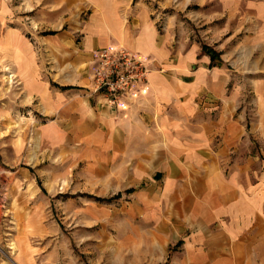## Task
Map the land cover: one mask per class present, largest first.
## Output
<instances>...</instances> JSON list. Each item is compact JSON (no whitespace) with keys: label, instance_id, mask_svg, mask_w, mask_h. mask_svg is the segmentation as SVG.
<instances>
[{"label":"rangeland","instance_id":"374dc122","mask_svg":"<svg viewBox=\"0 0 264 264\" xmlns=\"http://www.w3.org/2000/svg\"><path fill=\"white\" fill-rule=\"evenodd\" d=\"M252 2L264 0H0V264H183L179 241L191 227L164 197V179L151 185L146 176L141 203L133 194L97 200L116 182L107 190L99 175L87 174L100 160L90 157L80 128L49 127L38 95L69 84L107 103L92 91L95 58L86 73V28L104 18L112 26L144 18L174 51L217 54L234 118L264 167V135L256 129H264V25ZM59 34L66 45L54 52L46 39ZM140 93L118 107L148 119ZM205 108L214 115V106ZM124 173L132 183V168Z\"/></svg>","mask_w":264,"mask_h":264},{"label":"crops","instance_id":"0c3cea01","mask_svg":"<svg viewBox=\"0 0 264 264\" xmlns=\"http://www.w3.org/2000/svg\"><path fill=\"white\" fill-rule=\"evenodd\" d=\"M248 5L258 8L255 15L264 25V2ZM63 36L46 39L45 45L57 52L66 45ZM119 43L147 58L152 67L140 93L149 108L148 119L133 107L97 103L80 88L64 84L39 92L46 123L80 128L81 142L101 165L93 163L87 174L99 175L107 190L110 181L116 182L112 193L97 200L133 194L141 203L146 176L151 185L164 179V197L185 215L187 229L191 227L179 241L183 264H264L263 162L248 148L244 127L234 118L236 106L224 89L220 64L211 65V57L200 49L172 50L150 20L112 26L104 18L86 28V73L99 49ZM213 100L217 103L210 104ZM205 105L214 106V115L206 114ZM256 129L264 135L262 126ZM130 167L134 180L125 184L124 172ZM150 239H157L155 233Z\"/></svg>","mask_w":264,"mask_h":264},{"label":"built area","instance_id":"2783aa9c","mask_svg":"<svg viewBox=\"0 0 264 264\" xmlns=\"http://www.w3.org/2000/svg\"><path fill=\"white\" fill-rule=\"evenodd\" d=\"M151 67L148 59L123 44L98 50L91 77L92 91L102 95L111 106H124L142 92L149 81Z\"/></svg>","mask_w":264,"mask_h":264},{"label":"trees","instance_id":"16d2710c","mask_svg":"<svg viewBox=\"0 0 264 264\" xmlns=\"http://www.w3.org/2000/svg\"><path fill=\"white\" fill-rule=\"evenodd\" d=\"M203 49H206V47L204 46ZM216 57H217V54L214 53V52H212V53H211V65H213V64L215 63L214 60L216 59ZM98 199H99V200H104V199H102V198H98Z\"/></svg>","mask_w":264,"mask_h":264},{"label":"bare ground","instance_id":"6f19581e","mask_svg":"<svg viewBox=\"0 0 264 264\" xmlns=\"http://www.w3.org/2000/svg\"><path fill=\"white\" fill-rule=\"evenodd\" d=\"M11 246H12L11 248H13L14 251L17 249V245L14 242L12 243Z\"/></svg>","mask_w":264,"mask_h":264}]
</instances>
